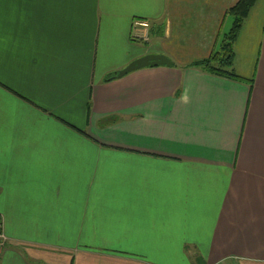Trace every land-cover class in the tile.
<instances>
[{
    "label": "crops",
    "instance_id": "crops-1",
    "mask_svg": "<svg viewBox=\"0 0 264 264\" xmlns=\"http://www.w3.org/2000/svg\"><path fill=\"white\" fill-rule=\"evenodd\" d=\"M235 2L0 0V264H264V0L191 65Z\"/></svg>",
    "mask_w": 264,
    "mask_h": 264
},
{
    "label": "trees",
    "instance_id": "trees-1",
    "mask_svg": "<svg viewBox=\"0 0 264 264\" xmlns=\"http://www.w3.org/2000/svg\"><path fill=\"white\" fill-rule=\"evenodd\" d=\"M255 1L256 0H236V2L226 10V13L231 16L232 21L228 31L222 34L218 46L212 50L207 58L197 60L191 65L198 66L214 75L230 79H240L233 68V45L243 21ZM114 77L115 76L112 74H107L104 80L108 81ZM109 118H105V120Z\"/></svg>",
    "mask_w": 264,
    "mask_h": 264
},
{
    "label": "water",
    "instance_id": "water-1",
    "mask_svg": "<svg viewBox=\"0 0 264 264\" xmlns=\"http://www.w3.org/2000/svg\"><path fill=\"white\" fill-rule=\"evenodd\" d=\"M171 61L167 56L163 54H145L141 57H138L130 61L125 67L121 68L116 72V76L120 77L128 72L133 70L146 67V66H155V65H170Z\"/></svg>",
    "mask_w": 264,
    "mask_h": 264
},
{
    "label": "built area",
    "instance_id": "built-area-1",
    "mask_svg": "<svg viewBox=\"0 0 264 264\" xmlns=\"http://www.w3.org/2000/svg\"><path fill=\"white\" fill-rule=\"evenodd\" d=\"M149 29H150V24L148 20L145 19H135L132 22L131 26V39L135 41H140V42H147L149 40ZM3 236L0 234V251L3 246Z\"/></svg>",
    "mask_w": 264,
    "mask_h": 264
},
{
    "label": "rangeland",
    "instance_id": "rangeland-1",
    "mask_svg": "<svg viewBox=\"0 0 264 264\" xmlns=\"http://www.w3.org/2000/svg\"><path fill=\"white\" fill-rule=\"evenodd\" d=\"M230 25H231V17L228 15V16H227V19H226V21H225V23H224V26H223V28H222L221 36H222L223 33H225L226 31H228ZM134 42H135V41H134ZM136 44H137V45H143L144 43H143V42H140V41H136Z\"/></svg>",
    "mask_w": 264,
    "mask_h": 264
}]
</instances>
